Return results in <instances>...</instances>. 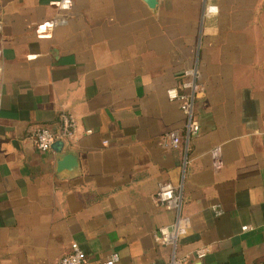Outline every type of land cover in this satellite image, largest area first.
Here are the masks:
<instances>
[{
	"label": "crops",
	"instance_id": "crops-1",
	"mask_svg": "<svg viewBox=\"0 0 264 264\" xmlns=\"http://www.w3.org/2000/svg\"><path fill=\"white\" fill-rule=\"evenodd\" d=\"M0 1V264H57L72 244L85 264H168L166 182L191 223L177 256L204 250L186 264H264V0ZM193 67L199 132L164 148L185 122L166 92ZM62 113L74 138L37 151L31 133ZM65 153L76 168L58 172Z\"/></svg>",
	"mask_w": 264,
	"mask_h": 264
},
{
	"label": "built area",
	"instance_id": "built-area-1",
	"mask_svg": "<svg viewBox=\"0 0 264 264\" xmlns=\"http://www.w3.org/2000/svg\"><path fill=\"white\" fill-rule=\"evenodd\" d=\"M70 1H61L58 4V9L67 11L70 8ZM1 8V1H0ZM58 21H51L38 27L43 33L52 30ZM1 32V21H0ZM2 65L0 63V73ZM205 91L204 84L201 81V76L196 67L185 70L179 85L175 88L168 89L166 96L169 101L178 102L182 113L185 116L183 131L174 130L165 133L160 145L164 148L178 149L183 141L187 145L190 140L197 136L199 132V124L195 117L194 106L196 100L203 95ZM59 130L57 132L51 131L47 127H40L33 131L30 135V141L33 147L40 152H47L52 145L57 141L74 138L76 134L75 119L65 113L59 115L58 118ZM90 133V131H86ZM262 151L264 154V133L260 134ZM211 158L213 167L219 169L221 167V152L219 147H215L211 151ZM188 158H185L184 165L188 164ZM155 199L161 207L166 210L175 212V220L171 225L159 228L153 233L154 242L162 247L170 249V258L168 264H186L190 259L200 260L204 256V250L195 251L193 254L184 257L177 256V247L180 240L185 237L190 228V219L181 214L182 197L180 191L171 183H161L155 193ZM219 214V213H218ZM251 230L250 227H242L241 231L246 232ZM119 261L118 254H112L100 264H116ZM86 256L77 244H72L67 254L59 259L57 264H85Z\"/></svg>",
	"mask_w": 264,
	"mask_h": 264
},
{
	"label": "water",
	"instance_id": "water-1",
	"mask_svg": "<svg viewBox=\"0 0 264 264\" xmlns=\"http://www.w3.org/2000/svg\"><path fill=\"white\" fill-rule=\"evenodd\" d=\"M150 8H153L156 3L157 0H143ZM56 147L57 151H61L62 147H63V143L60 141L55 142L52 145V148ZM58 152V153H59ZM61 153V152H60ZM76 158L75 155L71 154V153H65L63 155L60 156L59 158V162H58V172L61 171V169H75L76 168Z\"/></svg>",
	"mask_w": 264,
	"mask_h": 264
}]
</instances>
